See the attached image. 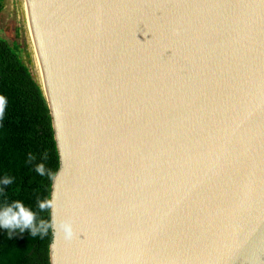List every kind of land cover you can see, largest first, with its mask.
<instances>
[{
	"label": "water",
	"instance_id": "obj_1",
	"mask_svg": "<svg viewBox=\"0 0 264 264\" xmlns=\"http://www.w3.org/2000/svg\"><path fill=\"white\" fill-rule=\"evenodd\" d=\"M1 2L74 224L50 264H264V0Z\"/></svg>",
	"mask_w": 264,
	"mask_h": 264
},
{
	"label": "trees",
	"instance_id": "obj_2",
	"mask_svg": "<svg viewBox=\"0 0 264 264\" xmlns=\"http://www.w3.org/2000/svg\"><path fill=\"white\" fill-rule=\"evenodd\" d=\"M2 2L0 0V10ZM0 96L5 98L0 117V207L6 202L22 201L38 212L37 221L50 220V209L39 212L38 199H50L59 156L49 108L39 82L13 47L0 36ZM34 159L28 162V154ZM43 162L51 176H40L35 165ZM5 175L14 178L4 186ZM0 228V264H50L52 230L41 237L30 230Z\"/></svg>",
	"mask_w": 264,
	"mask_h": 264
},
{
	"label": "clouds",
	"instance_id": "obj_3",
	"mask_svg": "<svg viewBox=\"0 0 264 264\" xmlns=\"http://www.w3.org/2000/svg\"><path fill=\"white\" fill-rule=\"evenodd\" d=\"M5 103V98L0 96V117L4 114ZM33 159L34 156L29 153L28 162L31 163ZM35 171L40 176H51V171L46 168L43 162L35 165ZM13 181V177L5 175L2 184L8 186ZM36 205L39 212H44L49 209L52 210V217L49 221H37L38 212L34 211L30 206H26L20 200H14L6 202L3 207H0V228L10 230L9 236L16 229H19L20 232L28 229L32 236L35 237L39 234L43 237L51 229L54 235H62L66 242H71L74 239L75 230L73 220L70 217L60 220L56 219V201L54 198L38 199Z\"/></svg>",
	"mask_w": 264,
	"mask_h": 264
},
{
	"label": "rangeland",
	"instance_id": "obj_4",
	"mask_svg": "<svg viewBox=\"0 0 264 264\" xmlns=\"http://www.w3.org/2000/svg\"><path fill=\"white\" fill-rule=\"evenodd\" d=\"M0 36L5 38L13 47L17 46L21 59L29 67L35 79L40 82L39 75L34 67V64L29 56L21 36L2 19H0Z\"/></svg>",
	"mask_w": 264,
	"mask_h": 264
}]
</instances>
